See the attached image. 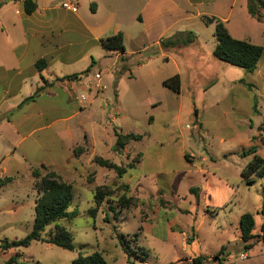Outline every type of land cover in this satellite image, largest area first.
I'll use <instances>...</instances> for the list:
<instances>
[{"label": "rangeland", "instance_id": "obj_1", "mask_svg": "<svg viewBox=\"0 0 264 264\" xmlns=\"http://www.w3.org/2000/svg\"><path fill=\"white\" fill-rule=\"evenodd\" d=\"M101 1L115 4L118 20L131 31L143 27L136 17L143 0ZM157 1L162 10L151 31L125 44L135 52L129 62L119 59L113 65L111 58L94 57L99 64L89 82L99 99L69 120L79 142L73 158L58 170L48 167L73 184L69 211L77 213L60 223L77 249L33 241L0 252V264L12 256L19 260L15 264H72L80 249L100 251L111 264H195L199 256L204 257L200 264H218L216 255L224 264H264V242L245 250L240 230L246 212L254 215L255 234L264 221V177L248 185L242 171L252 156L241 155L255 144L264 157V134L258 129L264 120V54L254 72L219 60L213 54L215 25L202 18L218 17L235 38L263 47L264 20L248 13V0H196L195 9L188 0ZM185 30L195 33L194 42L162 49L161 40ZM143 56H154L148 66L140 63ZM175 73L181 75L180 93L162 84ZM82 92L91 94L82 86L80 99ZM117 131L143 138L119 152L113 149ZM96 155L134 168L119 178L98 165ZM202 168L211 173L207 190ZM21 169L15 182L0 186V241L24 238L34 223L38 193L33 177ZM104 185L107 195L97 204L95 191ZM241 254L247 258L241 260Z\"/></svg>", "mask_w": 264, "mask_h": 264}, {"label": "crops", "instance_id": "obj_2", "mask_svg": "<svg viewBox=\"0 0 264 264\" xmlns=\"http://www.w3.org/2000/svg\"><path fill=\"white\" fill-rule=\"evenodd\" d=\"M24 1L0 0V179L14 177L8 184L18 179L22 167L32 178L34 167L45 164L58 170L73 158L79 142L74 140L69 120L99 99L89 82L99 64L94 57L111 58L115 65L119 59L129 62L135 54L127 48L125 52L109 50L101 39L122 31L126 44L151 31L162 10L157 0H143L136 15L143 27L136 33L118 20L115 4L108 1L36 0L37 8L31 14L25 11ZM188 1L195 9L196 0ZM66 2L74 7H64ZM91 3L97 5L96 12L91 11ZM189 15L186 17L191 18ZM187 32L177 31L169 38ZM152 57L143 56L140 63L148 66ZM40 59L47 63L42 70L37 67ZM93 59L91 71L81 75ZM125 66L124 71L129 70ZM74 73L79 76L60 80ZM47 82L50 85L39 96L25 101ZM82 86L91 94L82 92L80 99ZM200 174L206 178L207 190L211 173L202 168Z\"/></svg>", "mask_w": 264, "mask_h": 264}, {"label": "trees", "instance_id": "obj_3", "mask_svg": "<svg viewBox=\"0 0 264 264\" xmlns=\"http://www.w3.org/2000/svg\"><path fill=\"white\" fill-rule=\"evenodd\" d=\"M25 11L28 14L34 12L37 8L36 0H25ZM91 11L96 12L97 5L91 3ZM248 13L258 21L264 20V0H248L247 4ZM204 21L207 23H214L215 32L214 36L217 39V44L214 48L213 54L216 58L221 61L227 62L229 64L245 68L250 72L257 70L259 62L264 54V47L262 45L251 42L247 39L235 38L225 25V22L215 16H204ZM196 35L193 31H189L186 36L183 33H177L176 36L164 39L161 41V46L163 49L174 48L180 45H188L194 42ZM102 45L109 50H117L125 52L126 47L124 43V35L122 31H118L112 35L106 36L101 39ZM94 59L91 65L82 73L81 75L88 74L92 66L94 65ZM46 61L40 59L37 62V67L42 70L46 66ZM124 68L126 66L124 65ZM123 68V69H124ZM125 70V69H124ZM79 76L78 73L65 76L60 80L70 79ZM244 85L248 88H252V84L242 81ZM162 84L169 88L170 90L180 93L181 92V77L179 74H175L169 78H166ZM50 85L49 82L45 83L42 87L38 88L33 95L28 97L25 101L34 100L41 92ZM254 113H259L256 110V98L254 102ZM152 119V116H151ZM259 131L264 134V120L259 126ZM116 143L113 149L121 152L124 147L131 140H140L143 138L141 134L127 133L122 134L116 132ZM264 144V137L262 138ZM241 155L243 157L252 156V158L247 163L246 167L242 171V178L248 185H252L256 178L264 177V157L258 154L257 145L250 146L247 150H244ZM94 161L101 167H105L110 170H115L119 178L123 177L128 169L134 168V164L130 163L127 167L118 165L117 163L111 161L110 159L104 158L100 155L94 157ZM44 171V173L41 171ZM31 175L34 179L33 188L38 193L35 205V219L31 231L22 239L18 240H8L3 239L0 241V252L6 253L10 249L28 247L33 241H44L49 244H54L60 246L64 249L74 251L77 249L73 236L69 230L60 223V220L66 218H72L76 215V211H69V207L74 197L73 184L65 181L60 174L56 171L49 170L48 166L45 164L40 165V167H34L32 169ZM14 180V177L7 176L0 179V186L6 185ZM107 188L104 186H98L95 191V197L97 204H101L104 201L106 193L103 190ZM197 189L192 188L190 191L193 194H197ZM122 200H129L125 195L122 196ZM128 203H123L127 205ZM53 226L52 231L44 237V233L47 228ZM255 218L250 212L242 214L240 219V230L241 239L244 243V249L250 250L256 242H264V221L261 224L260 232L258 234L254 233ZM125 251L128 255L131 252L128 250L127 246L122 241ZM226 246L220 249V254L224 253ZM143 256H148L144 253ZM218 264H224L220 255H216ZM204 257L199 256L193 259V263L200 264ZM19 260L17 257L12 256L9 258L6 264H15ZM21 264H24L21 262ZM72 264H111L100 251H94L92 253L85 252L83 250L78 251V256L73 260Z\"/></svg>", "mask_w": 264, "mask_h": 264}, {"label": "built area", "instance_id": "obj_4", "mask_svg": "<svg viewBox=\"0 0 264 264\" xmlns=\"http://www.w3.org/2000/svg\"><path fill=\"white\" fill-rule=\"evenodd\" d=\"M63 6L64 7H66V8H68V9H71V8H73L74 7V5L72 4V3H63ZM95 77L96 78H100L101 76H100V72H97L96 74H95ZM247 258V255L246 254H241V257H240V259L241 260H244V259H246Z\"/></svg>", "mask_w": 264, "mask_h": 264}]
</instances>
